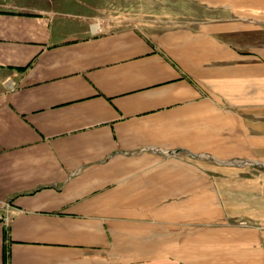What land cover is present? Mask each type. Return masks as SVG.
Returning <instances> with one entry per match:
<instances>
[{"label":"crops","instance_id":"0c3cea01","mask_svg":"<svg viewBox=\"0 0 264 264\" xmlns=\"http://www.w3.org/2000/svg\"><path fill=\"white\" fill-rule=\"evenodd\" d=\"M0 4V264H264V0Z\"/></svg>","mask_w":264,"mask_h":264},{"label":"rangeland","instance_id":"374dc122","mask_svg":"<svg viewBox=\"0 0 264 264\" xmlns=\"http://www.w3.org/2000/svg\"><path fill=\"white\" fill-rule=\"evenodd\" d=\"M138 3H140V6H137L136 5V7L138 9L139 8H142V9L140 11L133 10L132 12L136 11V14L135 15H133V16H129V15L128 16H124L123 15V16L117 17L116 20L119 21V22L120 21H125L126 22L129 19H133V20L137 21L138 22V25H140V26H144L145 24H156V23L157 24H161V23H165V22L162 21L164 18H161L160 16H157L156 17V16H150V15H144V14H142V12H144V8L149 9L152 6H149L148 4H144L143 2H138ZM125 7L126 6H122V8H121V12L122 13L131 12V11H129V9H126ZM154 8L155 9H158V10H161L162 9L160 5H154ZM154 12H160V11H154ZM166 19L167 18H165V20ZM9 84H10V82L9 81L8 82L6 81L5 84L3 83V87H5L6 85L9 86Z\"/></svg>","mask_w":264,"mask_h":264},{"label":"built area","instance_id":"2783aa9c","mask_svg":"<svg viewBox=\"0 0 264 264\" xmlns=\"http://www.w3.org/2000/svg\"><path fill=\"white\" fill-rule=\"evenodd\" d=\"M90 31L92 35H102L110 31V24L108 20L105 18H101V17L95 18L90 22ZM11 87H14L13 82H11ZM0 221H3L4 223L8 224L9 218L8 216H3L0 213Z\"/></svg>","mask_w":264,"mask_h":264}]
</instances>
